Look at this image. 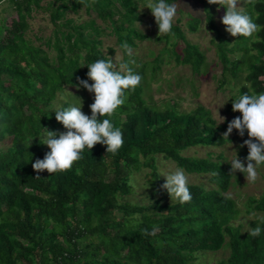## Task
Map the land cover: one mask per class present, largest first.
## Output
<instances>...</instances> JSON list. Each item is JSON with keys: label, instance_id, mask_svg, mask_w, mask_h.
<instances>
[{"label": "trees", "instance_id": "16d2710c", "mask_svg": "<svg viewBox=\"0 0 264 264\" xmlns=\"http://www.w3.org/2000/svg\"><path fill=\"white\" fill-rule=\"evenodd\" d=\"M40 1L9 0L16 19L8 25L0 20V142L8 138V147L0 149V264H195L190 261L198 254L225 247L229 249L226 259L216 264H264V221L250 222L245 233L240 224H229L238 213L234 202L224 199L233 178L230 164L221 160L222 154L212 159V152L204 158L183 155L190 148L224 144L221 134L233 118L216 124L201 106L181 113L173 106L157 108L142 98L148 86L146 68L153 78L161 63L159 56L166 51L158 52L150 64L136 65L120 47L127 43L134 48V40L147 39L134 28L136 5L142 0H86L88 7L80 0H55L58 5L43 8ZM193 1L201 5L223 78L236 79L243 70L247 72V85L239 87L233 99L245 93H264L260 80L264 77V0L246 4L245 9L261 30L251 38L233 37L232 42L213 22L212 11L217 5ZM80 7L84 13L92 11L107 20L122 61L129 62L142 80L135 90L126 92L125 103L113 116L101 118L110 119L123 133V145L115 154L106 153L105 146L97 144L90 152L86 149L70 170L54 174L45 170L35 178L32 164L49 151L41 144L46 129L65 131L56 121L55 111L69 104L54 109L56 94L63 87H75L77 77L87 80L88 64L109 59L99 50L101 31L92 20L78 25L67 19L56 23L66 11L76 12ZM32 8L47 11L53 26L51 35L41 43L44 49L24 37ZM187 17V29L194 31L199 20L191 14ZM152 18L154 41L170 47L182 41L180 54L170 50V57L198 75L204 66L203 56L185 41L178 21L173 23L174 35L158 36ZM50 51L54 53L51 58ZM235 51L241 54L230 59L228 55ZM111 54L108 48L107 55ZM80 90L94 102V94L83 87ZM229 106L232 109V103ZM231 134L248 139L246 131L243 137L235 129ZM158 157L173 162L186 174L206 176L209 188L189 184L192 198L184 204L177 200L161 203L159 198L145 205L124 201L132 191V173L148 168L147 179L156 178ZM149 183L155 193V183L151 179ZM245 201L251 210L264 215V190L260 197ZM257 226L262 229L260 235H248ZM154 227L158 229L155 235L143 234L144 229L152 232Z\"/></svg>", "mask_w": 264, "mask_h": 264}, {"label": "rangeland", "instance_id": "374dc122", "mask_svg": "<svg viewBox=\"0 0 264 264\" xmlns=\"http://www.w3.org/2000/svg\"><path fill=\"white\" fill-rule=\"evenodd\" d=\"M147 3L148 0L138 2L136 5L138 21L134 22V28L136 31L145 35L147 39H144L143 41H133L135 47L132 48L133 54L130 57H132L136 65H141L142 63L150 64L152 58L157 55L158 52L165 49L166 51L162 52V55L159 56V61H161V63L159 69L154 72L153 78L149 77V74H151L150 68H146L145 74L148 76L146 77L148 86H146V91L142 98L147 104H152L157 108L173 106L174 109L181 113L193 111L196 107L201 106L210 113L211 119H213L216 124L220 123L217 111L219 115L225 117V119L234 118L236 115L230 108L229 104L232 103L231 99L234 100L233 98L236 96L237 89L246 84L244 76L247 72L243 70L244 72L238 75L236 79L231 78L229 75L223 78L221 74L222 66L220 62H218L219 59L216 58L215 54V41L212 40V36L205 24L201 5L196 4L193 0H177V2L173 3L177 6V13L174 21H178L177 26L181 29L185 41L189 44L195 45L203 56L204 66L201 68L198 75H194L189 66L183 64L180 65L170 57V50H173L175 54H180L181 49L183 48L182 41L176 42L173 47H170L161 41H154L153 38L156 31L151 11L146 7L141 9L146 6ZM48 4L56 6L58 5V2L55 0H42L39 2L41 8ZM246 4V0H241V5L239 6H242L245 11ZM187 14H191L199 20V24L194 31H189L187 29ZM223 15L224 12L222 7L215 6L213 8V22L217 28L224 30V35L228 39V42H232L233 37L225 31V26L220 22ZM15 19L16 16L12 4L9 0H1L0 20L3 24L5 23L8 25L11 20ZM65 19L72 20L76 25L92 20L94 26L101 31L99 35V50L101 53L108 58H111L114 63L118 64L121 62V50L116 45L114 36L110 34L107 20L97 18L92 11L84 13L82 7L78 8L76 12H70L69 10L66 11L63 18L56 23L61 24ZM26 22L27 30L24 32V37L31 41L34 46H41L42 41L48 38L53 31V26L48 19V12L42 9L32 8ZM171 41L172 40H170V42ZM41 48L44 49L42 46ZM108 48L112 50L111 55H107ZM240 54L239 51H235L233 55H228V57L233 59ZM53 55L54 53L52 51L48 52L50 58L53 57ZM134 67L136 66L134 65L133 68ZM260 80H263L264 83L263 76ZM79 99L82 101L81 111L86 115H90L91 111L89 105L93 103V101L87 93L82 92L80 88H77L76 86L63 87V89L56 94L52 106L54 109L59 108L63 103H67L69 106H78L80 103ZM225 101L227 102L225 103ZM224 140L226 139L224 138ZM228 140L231 143V147L226 140V142L219 147H194L186 150L183 155L204 158L207 156V152H212V159L215 160L219 154H222L221 160L225 159L229 163L235 155L233 151H236L238 158L244 161L245 158L241 157L243 156L242 153L247 155L248 152L245 151V146L242 148L239 147L244 139L230 134ZM7 145L8 138L0 142V149H6L8 147ZM246 166L245 161V167ZM176 168L175 164L171 161L164 160L161 157L156 159V178H149L155 183V193L152 192L153 188L150 186L149 179H147L150 172L148 168H141L139 171L132 173L130 176L132 191L130 195L124 198V201L145 205L150 203L152 199L159 198L161 203H174L176 200L170 198L167 191L161 187L165 183V177L161 174L174 171ZM258 172L259 178L255 184H249L245 180L243 173L236 172L235 177L233 176L231 184L226 192L233 194L231 200L234 202L236 210L238 211L235 219L232 218L229 224L232 226L240 224L243 233L250 229V222L258 220L261 222L264 221V215L251 210L246 205L247 203L245 201L248 197L256 199L262 195L264 190V166L259 168ZM186 175L189 177V184L209 188L206 176ZM114 213L117 214V212ZM228 251L229 249L225 247L219 251L203 252L198 254L196 260L190 261V263L216 264L217 262L226 259Z\"/></svg>", "mask_w": 264, "mask_h": 264}, {"label": "clouds", "instance_id": "9594fccd", "mask_svg": "<svg viewBox=\"0 0 264 264\" xmlns=\"http://www.w3.org/2000/svg\"><path fill=\"white\" fill-rule=\"evenodd\" d=\"M80 2L85 7L90 6L86 0H80ZM207 3L224 8V15L220 22L232 37L251 38L261 30V26L254 22L252 16L246 13L242 6H239L241 0H207ZM246 3L254 5L255 0H246ZM145 7L150 9L154 17L158 27V36L174 35L172 27L177 13L176 4H169L166 0H148L146 6L141 9ZM120 47L124 53L132 56L133 50L127 43ZM87 68L88 79L82 80L77 77L76 87H83L89 93L94 94V102L89 105L91 115H86L81 111L82 101L80 99L78 106L59 108L55 111V119L62 124L65 131L56 132L46 129L41 144L46 145L49 151L43 159H36L32 164L33 170L37 173L35 178H40L39 173L45 170L49 174L70 170L74 162L82 159L81 154L86 149L90 152L97 144L104 145L106 153L113 154L123 145V133L120 128L114 127L110 119L101 118L113 116L116 110L125 103L126 92L135 90L142 77L133 72L129 62H123L122 59L118 64L114 63L111 58L99 59L88 64ZM89 80L92 81L91 84L88 83ZM231 101L232 111L239 112L240 116L228 122L226 131L221 135L231 147L228 137L233 130L235 129L241 137L246 131L248 139H245L239 147L246 146L248 154L242 161L238 158L236 151H233L235 155L229 162L231 166L229 174L235 177L236 172L243 173L249 184H255L259 178L258 169L264 166V93H245ZM217 115L220 123H223L225 117L220 116L218 111ZM161 175L165 177V183L161 187L167 191L170 198L181 204L191 201L189 177L182 168L177 167L174 171ZM213 175H218V173H213ZM232 198V193L224 194L225 200ZM157 230L155 227L152 232L144 229L143 234L155 235ZM261 231L262 229L257 226L252 228L248 235L257 237Z\"/></svg>", "mask_w": 264, "mask_h": 264}]
</instances>
